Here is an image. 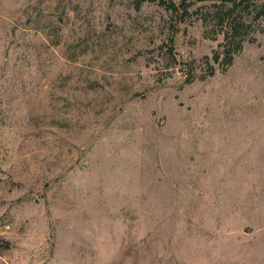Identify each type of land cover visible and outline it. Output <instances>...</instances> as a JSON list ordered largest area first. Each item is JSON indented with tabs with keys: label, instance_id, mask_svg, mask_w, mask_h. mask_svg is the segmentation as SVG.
<instances>
[{
	"label": "rangeland",
	"instance_id": "obj_1",
	"mask_svg": "<svg viewBox=\"0 0 264 264\" xmlns=\"http://www.w3.org/2000/svg\"><path fill=\"white\" fill-rule=\"evenodd\" d=\"M136 1L0 0V264H264V20Z\"/></svg>",
	"mask_w": 264,
	"mask_h": 264
},
{
	"label": "trees",
	"instance_id": "obj_2",
	"mask_svg": "<svg viewBox=\"0 0 264 264\" xmlns=\"http://www.w3.org/2000/svg\"><path fill=\"white\" fill-rule=\"evenodd\" d=\"M141 1H156L178 14L180 20L190 16L188 8L193 2L203 3L205 10L200 11L197 18L205 26L212 23L211 29L204 30L205 36L216 39L221 35L212 59L222 68L231 64L245 41H253L252 24L264 20V0H180L178 3L173 0H138L135 6L138 7Z\"/></svg>",
	"mask_w": 264,
	"mask_h": 264
}]
</instances>
